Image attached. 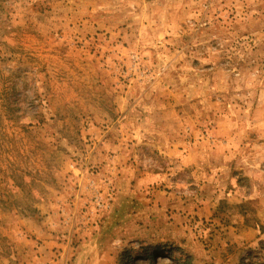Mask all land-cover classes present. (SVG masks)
Here are the masks:
<instances>
[{
	"label": "rangeland",
	"instance_id": "obj_1",
	"mask_svg": "<svg viewBox=\"0 0 264 264\" xmlns=\"http://www.w3.org/2000/svg\"><path fill=\"white\" fill-rule=\"evenodd\" d=\"M0 264H264V0H0Z\"/></svg>",
	"mask_w": 264,
	"mask_h": 264
},
{
	"label": "trees",
	"instance_id": "obj_2",
	"mask_svg": "<svg viewBox=\"0 0 264 264\" xmlns=\"http://www.w3.org/2000/svg\"><path fill=\"white\" fill-rule=\"evenodd\" d=\"M157 257L156 255L153 256V258Z\"/></svg>",
	"mask_w": 264,
	"mask_h": 264
},
{
	"label": "bare ground",
	"instance_id": "obj_3",
	"mask_svg": "<svg viewBox=\"0 0 264 264\" xmlns=\"http://www.w3.org/2000/svg\"><path fill=\"white\" fill-rule=\"evenodd\" d=\"M161 259V258H160Z\"/></svg>",
	"mask_w": 264,
	"mask_h": 264
}]
</instances>
